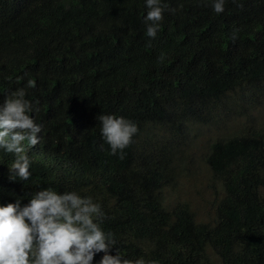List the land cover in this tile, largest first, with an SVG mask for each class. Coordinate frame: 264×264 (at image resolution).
I'll list each match as a JSON object with an SVG mask.
<instances>
[{
    "label": "trees",
    "instance_id": "trees-1",
    "mask_svg": "<svg viewBox=\"0 0 264 264\" xmlns=\"http://www.w3.org/2000/svg\"><path fill=\"white\" fill-rule=\"evenodd\" d=\"M213 3L160 0L150 38L146 0H0V104L23 88L42 128L25 142L29 180H9L14 156L0 149V206L76 192L100 205L109 255L264 264V114H250L264 110V0H224L222 13ZM101 115L137 126L116 154ZM233 117L245 122L230 131ZM203 128L216 129L205 164L222 192L208 222L165 200Z\"/></svg>",
    "mask_w": 264,
    "mask_h": 264
},
{
    "label": "clouds",
    "instance_id": "clouds-1",
    "mask_svg": "<svg viewBox=\"0 0 264 264\" xmlns=\"http://www.w3.org/2000/svg\"><path fill=\"white\" fill-rule=\"evenodd\" d=\"M146 7V35L154 38L164 9L160 0H146ZM213 9L222 13L224 0H214ZM25 95L23 88L17 89L0 104V149L14 156L8 169L10 181L30 179L25 142L36 146L42 130L30 115L33 106ZM99 120L112 154L126 148L138 131L122 117L101 115ZM21 199L0 206V264H92L97 253H104L99 264H146L142 258L132 261L108 254L116 242L111 233L101 230L104 213L91 197L76 192L58 194L48 187L23 206Z\"/></svg>",
    "mask_w": 264,
    "mask_h": 264
},
{
    "label": "rangeland",
    "instance_id": "rangeland-1",
    "mask_svg": "<svg viewBox=\"0 0 264 264\" xmlns=\"http://www.w3.org/2000/svg\"><path fill=\"white\" fill-rule=\"evenodd\" d=\"M250 114L254 115L257 121L258 115L264 114V110L258 113L253 111ZM231 120L235 124L229 126L230 131L235 129L238 123L245 122L243 117H233ZM220 128L225 132L221 126ZM213 130L216 129L203 128L196 133L191 147L182 153L183 159L179 162V180L173 188L165 192L167 202L188 203L197 218L206 222L214 217L215 206L222 196L219 181L209 174L205 164L206 146L214 139Z\"/></svg>",
    "mask_w": 264,
    "mask_h": 264
}]
</instances>
